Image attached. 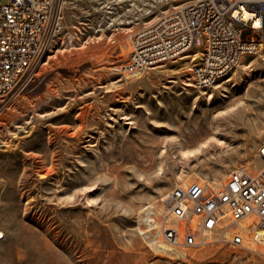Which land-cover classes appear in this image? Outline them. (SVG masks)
Returning a JSON list of instances; mask_svg holds the SVG:
<instances>
[{
	"label": "rangeland",
	"instance_id": "rangeland-1",
	"mask_svg": "<svg viewBox=\"0 0 264 264\" xmlns=\"http://www.w3.org/2000/svg\"><path fill=\"white\" fill-rule=\"evenodd\" d=\"M191 1L62 4L48 63L0 111V264H264L263 244L231 246L215 232L183 247L160 235L173 187L262 166L264 43L204 91L184 85L189 60L125 70L132 34ZM72 32L80 41L68 51ZM211 136L222 150L181 156ZM146 207L161 213L150 231Z\"/></svg>",
	"mask_w": 264,
	"mask_h": 264
},
{
	"label": "built area",
	"instance_id": "built-area-1",
	"mask_svg": "<svg viewBox=\"0 0 264 264\" xmlns=\"http://www.w3.org/2000/svg\"><path fill=\"white\" fill-rule=\"evenodd\" d=\"M61 2L0 0V111L36 76L59 30ZM246 28L260 37L242 40L240 33ZM263 43L264 0H193L134 32L125 67L140 73L197 52L187 77L191 87L204 91L227 77L245 56L256 54ZM255 157L262 163L259 169L236 167L218 191L200 182L173 187L166 195L167 213L160 227L164 241L201 247L219 231L230 235L231 246L262 242L264 142ZM170 218L178 223L167 225Z\"/></svg>",
	"mask_w": 264,
	"mask_h": 264
},
{
	"label": "bare ground",
	"instance_id": "bare-ground-1",
	"mask_svg": "<svg viewBox=\"0 0 264 264\" xmlns=\"http://www.w3.org/2000/svg\"><path fill=\"white\" fill-rule=\"evenodd\" d=\"M66 0H62V2H61V5H60V19L62 18V14H61V12H62V4L65 2ZM151 1H154V2H162V1H171V2H175V1H177V0H151ZM132 6H134L133 4H132ZM175 8H177V7H175ZM178 9V8H177ZM167 14V13H166ZM243 17L244 18H246L247 17V13L246 12H243ZM159 19V18H158ZM157 19V20H158ZM155 22V21H154ZM61 22H59V24H58V32H57V34L59 33V31H60V26H61ZM151 24V23H150ZM255 25H257V21H255V23H254ZM147 25H149V24H147ZM73 28H75V29H78V27L77 26H72ZM54 41V40H53ZM52 41V42H53ZM76 41H80V37H79V35H78V33H68L67 34V36H66V39L64 40V42L62 43V45L64 46V49L65 50H71L72 48H73V46H74V42H76ZM52 44V43H51ZM51 44H50V46H51ZM50 46H49V48H50ZM80 48V47H79ZM76 49H78V48H76ZM49 50V49H48ZM48 54V51L46 52V54H45V56H44V58H43V61H42V64L40 65V67H42V66H44L45 64H47L48 63V60H49V58H50V56H48L47 55ZM198 53L197 52H195V54H186L185 56H183L182 58H180L179 59V61H187V60H189V61H194L195 59H196V57H198ZM244 59V58H243ZM243 59H241V61L238 63V65L236 66V68L238 67L239 69H242V70H244V69H246L248 66H246V65H244L243 64ZM39 67V68H40ZM125 68V67H124ZM125 70H127V68L125 69ZM127 72H128V70H127ZM129 74H132V73H130L129 72ZM227 82H229V79H227V80H225L223 83H227ZM184 85H186V86H191V84L190 83H184ZM221 86V84H218V85H216L215 86V88H218V87H220ZM202 94L203 95H207L208 93H206V92H202ZM222 95V94H221ZM208 99H211L212 98V95H209L208 97H207ZM75 133V132H74ZM72 134V133H71ZM223 147H224V143L221 141V140H219V139H217V138H215V137H213V136H211V137H209V138H206L204 141H202L201 143H199L195 148H193V149H189V150H185V149H181L180 150V153H181V156L183 157V158H188L189 156L190 157H192V155L195 153V152H200L201 150H207V149H210V148H214V149H217V150H222L223 149ZM246 167H247V169H249V170H252L253 168H252V166L250 165V164H248V165H246ZM44 175V174H43ZM190 179L193 181V182H200V183H203L204 181L202 180V178H200L199 176H196V175H193V176H191L190 177ZM222 184L223 183H219V184H210L209 182H208V186L209 187H211V188H213L214 190H219L220 189V187L222 186ZM180 186H182V185H180ZM144 217H142L141 216V221L142 222H144L145 223V225L147 226V229H146V231H150V230H153L154 228H156V223H157V221H158V219L160 218V216H161V213H155L154 211H152V210H149L148 209V207H146V209H144ZM164 218H165V216H163V220H164ZM162 220V221H163ZM171 218L170 219H167V225H170V223H171ZM175 220V219H174ZM173 225H176V224H173ZM180 226V225H179ZM218 234L220 233L219 231L217 232ZM263 238V241H264V237H262ZM262 241V242H263ZM255 241H253L252 240V243H254ZM262 242H260V243H262ZM255 243H259V242H255ZM259 243V244H260ZM264 244V243H263Z\"/></svg>",
	"mask_w": 264,
	"mask_h": 264
}]
</instances>
